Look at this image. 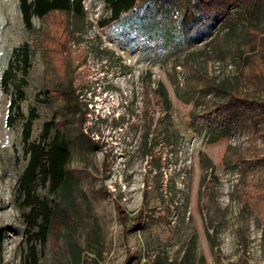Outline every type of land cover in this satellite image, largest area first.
I'll use <instances>...</instances> for the list:
<instances>
[{"label":"rangeland","instance_id":"1","mask_svg":"<svg viewBox=\"0 0 264 264\" xmlns=\"http://www.w3.org/2000/svg\"><path fill=\"white\" fill-rule=\"evenodd\" d=\"M84 4L27 24L0 0V264H264V114L217 123L230 94L264 99L248 65L264 63V0L210 17L186 0L179 22L147 3L106 26L104 0ZM63 92L78 110L59 126ZM58 132L71 178L40 175L28 198L30 146ZM39 201L70 220L38 234Z\"/></svg>","mask_w":264,"mask_h":264},{"label":"trees","instance_id":"2","mask_svg":"<svg viewBox=\"0 0 264 264\" xmlns=\"http://www.w3.org/2000/svg\"><path fill=\"white\" fill-rule=\"evenodd\" d=\"M194 10L203 16H215L216 14H225L235 5L236 8L245 6L252 9L260 0H191ZM109 15L100 20L101 26H106L139 6L147 3L171 4L173 5V19L178 22L181 20L186 10V0H104ZM21 6L27 24H30L31 17L36 14L40 17H46L54 12L73 13L78 19L85 16L84 0H21ZM254 43L261 42L264 44V37L259 36L255 31L251 32ZM248 59V65L252 70L255 79L264 85V63L259 56H251ZM154 101L161 106L166 100L165 92L156 91ZM63 98L67 102V111L65 118L59 122V126L67 124V118L71 112H77V105L68 92H63ZM77 96V95H76ZM15 105V102L13 103ZM219 129L229 127L226 123H239L248 116L264 114V99L254 98L248 93L230 94L219 109ZM229 121V122H228ZM221 126V127H220ZM30 127V123H28ZM28 135V132L26 133ZM217 135V134H216ZM69 143L61 132L54 137L50 147L46 150L44 145L32 144L30 146V160L24 174L20 180V186L28 198L34 194V184L40 175H45L54 190L64 185L70 180L71 174L67 169L70 159L68 149ZM121 210V209H120ZM124 212H121L123 215ZM29 227L38 228V234L45 231L46 227L58 230L60 225L70 220L67 209L60 202H54L49 205L39 201L33 207L29 215ZM126 219V216L123 215ZM30 259V261H27ZM25 264H37L36 254L34 251L29 253V258Z\"/></svg>","mask_w":264,"mask_h":264},{"label":"bare ground","instance_id":"3","mask_svg":"<svg viewBox=\"0 0 264 264\" xmlns=\"http://www.w3.org/2000/svg\"><path fill=\"white\" fill-rule=\"evenodd\" d=\"M2 72H3V68H2V66L0 65V90H1V76H2Z\"/></svg>","mask_w":264,"mask_h":264}]
</instances>
